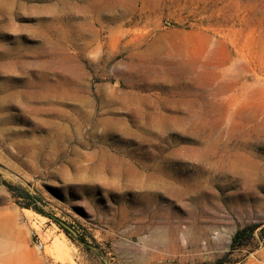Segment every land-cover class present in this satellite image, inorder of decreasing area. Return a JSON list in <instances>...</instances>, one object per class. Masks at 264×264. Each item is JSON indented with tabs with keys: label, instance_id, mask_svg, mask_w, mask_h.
I'll use <instances>...</instances> for the list:
<instances>
[{
	"label": "rangeland",
	"instance_id": "obj_1",
	"mask_svg": "<svg viewBox=\"0 0 264 264\" xmlns=\"http://www.w3.org/2000/svg\"><path fill=\"white\" fill-rule=\"evenodd\" d=\"M0 213V264H264V0H0Z\"/></svg>",
	"mask_w": 264,
	"mask_h": 264
},
{
	"label": "trees",
	"instance_id": "obj_2",
	"mask_svg": "<svg viewBox=\"0 0 264 264\" xmlns=\"http://www.w3.org/2000/svg\"><path fill=\"white\" fill-rule=\"evenodd\" d=\"M35 201H36V198L31 196L24 189L15 188V203L18 206L22 208H26V209H32L39 214L45 215V213L35 205ZM260 226L261 225H254L252 227H244L236 231V233L234 234L231 240V245H230L231 250H237L240 247L245 246L249 236H251L253 232ZM261 231H264V225H262ZM214 264H227V263H225L224 261L222 262L221 260H218Z\"/></svg>",
	"mask_w": 264,
	"mask_h": 264
},
{
	"label": "bare ground",
	"instance_id": "obj_3",
	"mask_svg": "<svg viewBox=\"0 0 264 264\" xmlns=\"http://www.w3.org/2000/svg\"><path fill=\"white\" fill-rule=\"evenodd\" d=\"M15 229V216L12 214L0 213V249L5 248L12 242ZM16 240V239H15Z\"/></svg>",
	"mask_w": 264,
	"mask_h": 264
}]
</instances>
